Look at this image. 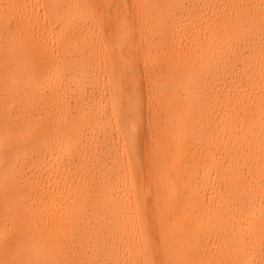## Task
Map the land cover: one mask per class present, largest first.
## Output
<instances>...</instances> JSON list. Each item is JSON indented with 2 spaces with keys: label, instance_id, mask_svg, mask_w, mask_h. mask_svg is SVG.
Segmentation results:
<instances>
[{
  "label": "bare ground",
  "instance_id": "bare-ground-1",
  "mask_svg": "<svg viewBox=\"0 0 264 264\" xmlns=\"http://www.w3.org/2000/svg\"><path fill=\"white\" fill-rule=\"evenodd\" d=\"M0 241L264 264V0H0Z\"/></svg>",
  "mask_w": 264,
  "mask_h": 264
},
{
  "label": "rangeland",
  "instance_id": "rangeland-1",
  "mask_svg": "<svg viewBox=\"0 0 264 264\" xmlns=\"http://www.w3.org/2000/svg\"><path fill=\"white\" fill-rule=\"evenodd\" d=\"M129 12H131V7L128 9ZM144 140V138H142ZM146 155V149H145V145L141 148V156L139 157V160H140V164H142L143 162V159ZM140 175H142V173L140 172L139 173ZM7 228L9 229L10 228V223L8 222V225H7ZM9 232V231H8ZM3 245V241H0V247Z\"/></svg>",
  "mask_w": 264,
  "mask_h": 264
}]
</instances>
